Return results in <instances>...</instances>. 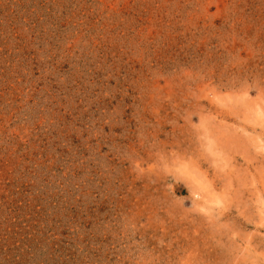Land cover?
<instances>
[{
	"label": "rangeland",
	"instance_id": "1",
	"mask_svg": "<svg viewBox=\"0 0 264 264\" xmlns=\"http://www.w3.org/2000/svg\"><path fill=\"white\" fill-rule=\"evenodd\" d=\"M0 264H264V0H0Z\"/></svg>",
	"mask_w": 264,
	"mask_h": 264
}]
</instances>
